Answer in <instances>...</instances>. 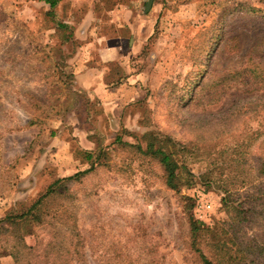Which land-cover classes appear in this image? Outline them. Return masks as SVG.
<instances>
[{
    "label": "rangeland",
    "instance_id": "1",
    "mask_svg": "<svg viewBox=\"0 0 264 264\" xmlns=\"http://www.w3.org/2000/svg\"><path fill=\"white\" fill-rule=\"evenodd\" d=\"M133 1L61 0L51 8L0 0V221L28 212L56 180L93 167L42 208V224H2L0 264H15L10 252L22 249L21 236L36 251L20 264H42L55 241L56 264H204L201 253L238 264L245 251L264 252V83L248 72L264 62V0H153L146 15L162 8L151 39L160 84L107 113L71 89L66 59L83 53L77 42L118 33L111 12ZM191 2L203 16L174 25L173 13ZM89 13L94 26L78 32ZM78 108L89 110L82 119L71 112ZM149 133L173 141L176 189L159 160L138 149ZM238 210L246 220L232 229ZM191 220L201 224L196 237Z\"/></svg>",
    "mask_w": 264,
    "mask_h": 264
},
{
    "label": "crops",
    "instance_id": "2",
    "mask_svg": "<svg viewBox=\"0 0 264 264\" xmlns=\"http://www.w3.org/2000/svg\"><path fill=\"white\" fill-rule=\"evenodd\" d=\"M133 2H135L134 5H120V9L116 8L111 12L109 23L115 27L116 31L120 30L118 33L106 35L105 31L102 40L89 39L77 42L83 53L78 52L73 58L66 59L67 63L74 65L70 77L71 89L91 100H99L107 113L110 111L123 112L126 106L145 96L148 89H156L162 76L161 70L159 71L160 64L156 62L155 49H153L155 43L151 40L162 8L159 6L155 8L154 5L151 13L146 15L148 12L142 14L138 10L142 0ZM201 12L202 5L199 2H191L173 13L172 23L179 24L178 21L186 17H202ZM91 16L90 13L86 15L81 24V26L84 25L82 28L78 24V32L87 34L90 32V28L94 26L90 20ZM126 36L132 37L131 46L127 52L122 53ZM147 45L150 46L151 51L148 50L145 57L140 59L139 56L144 54ZM113 67L117 68L116 72ZM82 103L86 105V102ZM82 111L88 112L89 110L78 108L71 112L77 113L79 119H82L79 115ZM77 126L84 129L86 127L80 124Z\"/></svg>",
    "mask_w": 264,
    "mask_h": 264
},
{
    "label": "trees",
    "instance_id": "3",
    "mask_svg": "<svg viewBox=\"0 0 264 264\" xmlns=\"http://www.w3.org/2000/svg\"><path fill=\"white\" fill-rule=\"evenodd\" d=\"M51 8L56 7L61 0H44ZM255 70L249 69L248 72L255 75L254 80L257 84H263L264 83V62L263 64H258V66H254ZM210 82V81H209ZM147 136H151V140L148 141L147 147L145 150H142L141 146H138L139 151H141L144 154H148L150 156H153L154 158L158 159L160 164L163 166L166 178H167V184L172 188L176 189L178 180H179V169L180 166L178 164V161L176 160V151L170 150V147H174L173 141L171 139L166 138L165 140H161L159 138V135H153V133L147 134ZM166 147L169 148V150H166ZM88 157H91V154L87 153ZM92 166H94V163L92 162ZM93 168V167H92ZM91 168V169H92ZM91 169L83 172H78L74 174L73 176L58 179L56 180L52 186L49 187L48 191L42 195L28 210V212L20 215V216H8L4 220L0 221V229H2V224H8V225H17L18 221H29L33 222L35 224H42L44 222V218L47 217L46 214L42 212V208L53 198L62 196L64 193L66 194V191L69 189H66L64 191H61L63 187L66 186L67 182H77L79 181L84 175L89 173ZM224 193L228 196L231 194V190L228 188H224ZM227 197L224 199L226 202ZM238 221H233L232 224H228L230 228H236L240 227L243 221L246 220V213L245 211L238 210ZM202 230L201 224L198 222H195L194 220H191V233L194 237L198 235V232ZM23 247L21 250L17 251H11L10 255L14 258L15 264H20L22 262V258L24 255H34L36 249L33 246H29L25 243L23 236L20 237ZM62 247L59 245V242L55 241V243H50L46 247L45 251H43L40 260L42 264H56L54 260V257L57 259L62 258L61 253ZM68 253L71 251L70 249L67 250ZM257 248H253L250 251L243 252V255L239 260L236 261L238 264H243L247 261H250L251 264H264V252L262 254H259V256L253 258L257 253ZM25 252V253H24ZM200 257L204 264H226V262H217L214 263L211 260H209L203 253L200 254ZM35 259V258H34ZM249 262V264H250Z\"/></svg>",
    "mask_w": 264,
    "mask_h": 264
},
{
    "label": "water",
    "instance_id": "4",
    "mask_svg": "<svg viewBox=\"0 0 264 264\" xmlns=\"http://www.w3.org/2000/svg\"><path fill=\"white\" fill-rule=\"evenodd\" d=\"M152 2H153V0H149V1H148L147 5H146L145 12H148V11H149V9H150L151 6H152Z\"/></svg>",
    "mask_w": 264,
    "mask_h": 264
}]
</instances>
